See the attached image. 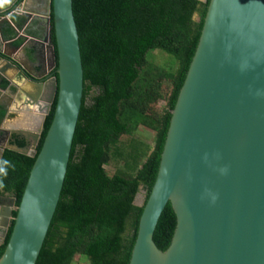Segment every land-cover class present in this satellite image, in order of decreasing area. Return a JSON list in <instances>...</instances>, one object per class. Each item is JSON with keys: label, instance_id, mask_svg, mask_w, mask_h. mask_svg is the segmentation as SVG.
Listing matches in <instances>:
<instances>
[{"label": "water", "instance_id": "1", "mask_svg": "<svg viewBox=\"0 0 264 264\" xmlns=\"http://www.w3.org/2000/svg\"><path fill=\"white\" fill-rule=\"evenodd\" d=\"M200 1L207 11L171 111L157 177L149 197L142 190L134 201L143 211L129 264H264V0ZM35 2L19 0V12L8 16V8H0V76L11 81L12 70L34 89L21 87L20 109L40 105L35 126L13 131L0 126V136L6 134L0 159L6 149L35 158L20 203L8 198L0 211V246L13 225L0 264H36L60 200L82 105L84 69L73 0ZM12 14L45 21V38L53 31L54 42L45 40L50 63L41 77L12 54L18 46L9 52L3 45L13 40L2 26L8 18L17 25ZM29 50L28 61L35 64L39 50L36 45ZM8 87L0 84V97ZM2 105L6 122L12 108ZM168 203L176 227L162 250L154 232Z\"/></svg>", "mask_w": 264, "mask_h": 264}, {"label": "trees", "instance_id": "2", "mask_svg": "<svg viewBox=\"0 0 264 264\" xmlns=\"http://www.w3.org/2000/svg\"><path fill=\"white\" fill-rule=\"evenodd\" d=\"M73 9L84 69L82 105L60 200L36 264H129L143 211L134 201L142 190L147 199L156 180L171 111L199 42L207 3L73 0ZM5 34L15 36L11 27ZM155 50L173 58L169 67L152 60ZM55 106L56 98L38 152ZM5 115L0 106V123ZM141 127L154 132L152 142L138 134ZM34 161L4 151L0 201L8 195L20 203ZM175 227L168 203L154 232L160 249L170 245Z\"/></svg>", "mask_w": 264, "mask_h": 264}, {"label": "flooded vegetation", "instance_id": "3", "mask_svg": "<svg viewBox=\"0 0 264 264\" xmlns=\"http://www.w3.org/2000/svg\"><path fill=\"white\" fill-rule=\"evenodd\" d=\"M31 7V6H30ZM18 9L17 7H15L14 9H8L5 13L4 16H8L11 13H18ZM26 12V11H24ZM12 19L14 21L17 22V25L14 27L12 26V24L14 25L13 21L8 18V21L3 22L2 26H4V31L6 33L7 27H11L14 32H15V36L13 38H8V39H13L12 41H8L5 42L3 41V45H16L18 46L17 48L19 49L20 46V52L18 53V55H15V57L22 63L25 64V66H27V68H31L34 73H36L37 76L41 77L44 75V73L47 72L46 67L48 66V64L50 63V53H49V49L47 46H49V44L45 41L46 38L49 39L50 44L54 42V34L53 31L50 30L49 31V36H46V26H45V21L42 20H37L32 18L29 19H23V17H19L16 14H12ZM38 38L41 39L40 42L38 41L37 43H33V38ZM18 40H21L20 43H17ZM0 42H1V38H0ZM22 45H24L22 47ZM36 45V47L39 50V54H38V61L34 64L28 61V56L31 55V51L29 50V47ZM43 66L42 70H38L37 68L38 66ZM45 67V68H44ZM53 73L52 77L55 76L56 74L54 73V69L52 71H48V74ZM0 84H1V79H0ZM2 86V85H1ZM5 119V117H4ZM4 119L2 120V122L0 123V126L3 125L5 127L6 123L4 122ZM6 129V128H4ZM19 129V128H18ZM9 130V129H7ZM13 131V130H12ZM3 137H6V134H2ZM2 135L0 136V142H4L2 138ZM15 138H17V142H24V145H26V142L23 138L19 137L17 134L13 135ZM32 144V140H30V144ZM23 145V146H24ZM8 198H11V196L5 195L1 198L0 201V211L1 209H3L5 206L10 204V200ZM2 217L0 215V222L2 221Z\"/></svg>", "mask_w": 264, "mask_h": 264}, {"label": "crops", "instance_id": "4", "mask_svg": "<svg viewBox=\"0 0 264 264\" xmlns=\"http://www.w3.org/2000/svg\"><path fill=\"white\" fill-rule=\"evenodd\" d=\"M19 0H0V8L1 7H7L8 9H14L15 7L18 6ZM23 4V3H22ZM21 4V5H22ZM36 6L39 4V0L37 2L33 3ZM24 5V4H23ZM33 7V5H30ZM18 9V8H17ZM5 49L9 52H12V46H5ZM20 52V48L17 49L16 51H13V55H18ZM0 61V65H1ZM10 74H12L11 81H8L5 79V77L1 74L0 79H1V85L4 88H7L8 86V91H2V95L0 97V101L2 104H9L11 109V113L8 115L6 119V129H18V128H25L28 125L35 126L37 122L36 115L38 114V109L40 105L35 102L32 105H29L30 110H27L25 104H23V108L20 109L21 104L23 103V99L20 96L21 92V87H24L28 89L29 91H33L34 89L32 86L28 83V81L22 80L19 78L17 72H13L11 70ZM4 82H7L6 85H4ZM48 92L47 88L43 89V92L41 94V97L39 98V103L43 105L44 103V98L46 97ZM4 107V105H2ZM28 114V115H27ZM29 114L32 115V117L29 116Z\"/></svg>", "mask_w": 264, "mask_h": 264}, {"label": "rangeland", "instance_id": "5", "mask_svg": "<svg viewBox=\"0 0 264 264\" xmlns=\"http://www.w3.org/2000/svg\"><path fill=\"white\" fill-rule=\"evenodd\" d=\"M150 56L151 57L153 56L155 58V60H154L152 57V60L154 62H156L162 66H165V67H169L173 61V58L170 55H168L165 52L159 51V50L153 51L152 53H150ZM161 104H163V102H161ZM138 134L148 142H152V140L154 138V132L151 130H148L146 128H143V127L139 128ZM84 262L85 261H83V263Z\"/></svg>", "mask_w": 264, "mask_h": 264}]
</instances>
